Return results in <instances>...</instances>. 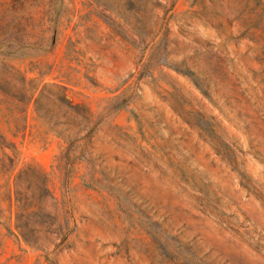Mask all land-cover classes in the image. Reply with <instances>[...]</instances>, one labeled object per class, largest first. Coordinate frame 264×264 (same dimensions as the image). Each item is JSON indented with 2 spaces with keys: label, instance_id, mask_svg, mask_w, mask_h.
I'll use <instances>...</instances> for the list:
<instances>
[{
  "label": "rangeland",
  "instance_id": "1",
  "mask_svg": "<svg viewBox=\"0 0 264 264\" xmlns=\"http://www.w3.org/2000/svg\"><path fill=\"white\" fill-rule=\"evenodd\" d=\"M0 264H264V0H0Z\"/></svg>",
  "mask_w": 264,
  "mask_h": 264
},
{
  "label": "trees",
  "instance_id": "2",
  "mask_svg": "<svg viewBox=\"0 0 264 264\" xmlns=\"http://www.w3.org/2000/svg\"><path fill=\"white\" fill-rule=\"evenodd\" d=\"M47 85V83L44 85V87ZM63 87H65V86H63ZM75 106H78L79 104H74ZM28 167H31V164H30V166H28ZM26 168H24V169H22L21 171H20V173L18 174V177L21 175V173L25 170ZM46 174H45V176H44V178H43V181L45 182V188H47L48 189V187H46Z\"/></svg>",
  "mask_w": 264,
  "mask_h": 264
}]
</instances>
